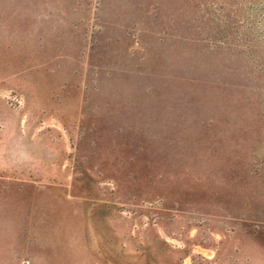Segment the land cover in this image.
Listing matches in <instances>:
<instances>
[{
  "label": "rangeland",
  "instance_id": "rangeland-1",
  "mask_svg": "<svg viewBox=\"0 0 264 264\" xmlns=\"http://www.w3.org/2000/svg\"><path fill=\"white\" fill-rule=\"evenodd\" d=\"M0 264H264V0H0Z\"/></svg>",
  "mask_w": 264,
  "mask_h": 264
}]
</instances>
